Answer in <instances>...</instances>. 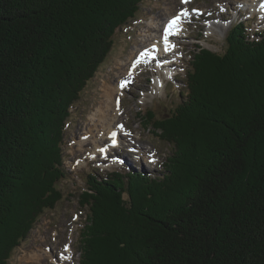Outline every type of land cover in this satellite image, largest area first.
I'll return each mask as SVG.
<instances>
[{
	"label": "trees",
	"instance_id": "trees-1",
	"mask_svg": "<svg viewBox=\"0 0 264 264\" xmlns=\"http://www.w3.org/2000/svg\"><path fill=\"white\" fill-rule=\"evenodd\" d=\"M141 2L0 0V264L62 198L70 108ZM247 28L197 46L168 115L146 110L160 175L87 173L77 264H264V32Z\"/></svg>",
	"mask_w": 264,
	"mask_h": 264
},
{
	"label": "rangeland",
	"instance_id": "rangeland-1",
	"mask_svg": "<svg viewBox=\"0 0 264 264\" xmlns=\"http://www.w3.org/2000/svg\"><path fill=\"white\" fill-rule=\"evenodd\" d=\"M237 1L190 0L186 6L181 0H142L136 17L116 29L113 35V46L108 56L98 67L94 76L87 81L81 97L70 108V116L66 119L65 143L63 145L66 175L56 184L62 193V198L52 209L45 210L39 216L27 236L12 251L6 264H34L26 262V257L29 253L37 252L32 251L35 249L46 251L47 253L44 252V255L49 254L50 259L52 257L57 260L63 255V247L70 243L72 258L71 261L64 263L77 264L79 233L87 217L86 209L79 204V194L85 188L87 173H96L97 178L115 172L125 174L128 171L160 175L163 170V162L170 153V147L158 140L152 126L143 124V116L147 113V109H151L156 117L166 116L180 102L182 98L180 92L185 91V75L192 53L197 46L207 47L218 53L223 52L228 30L239 21H245L251 39H258L257 34L264 32V18L260 19L261 23L258 24L257 13L251 17L250 14L232 3ZM183 7H187L190 12L183 21L182 34L172 38L176 51L169 55L167 61L174 62L171 63L173 66L167 65L162 69H155L150 61L141 64L142 66L135 71L134 76L136 77L131 76L127 80L126 87L122 89L120 95L118 94L121 115L115 123L120 122L119 126H122H117V129L123 128L124 125L126 130L119 131L121 135L118 133L121 147L112 153V156H117L115 163H102L103 161L99 159L101 157L99 152V156L96 155V158L88 159L86 154L96 151L95 144L90 142V144L82 145L78 144V141L81 140L82 133L89 125L92 113H95L98 106L103 104L105 90L120 79L117 77L120 63L124 64L131 50L135 46H139V41L147 30L149 34L152 33V28L148 25L151 19L152 21L161 20L160 23H162V18H166V13L173 14ZM194 7L201 9V12L196 16H193L195 13L191 12ZM246 10L249 11L248 8ZM224 12V17H221ZM235 13L238 18L230 19V14ZM215 18L223 20L225 26L221 25V28H215L217 21ZM210 22L214 24V29L208 30ZM162 62L163 60L160 61V63ZM121 71H125V69ZM164 72H168V75ZM171 73L176 75L174 80L165 81L162 83L161 90L156 88L154 92V76L168 77ZM108 140L109 137H105L102 143L105 144ZM118 157L124 161L120 163ZM41 257L42 253H40L37 264H43Z\"/></svg>",
	"mask_w": 264,
	"mask_h": 264
},
{
	"label": "bare ground",
	"instance_id": "bare-ground-1",
	"mask_svg": "<svg viewBox=\"0 0 264 264\" xmlns=\"http://www.w3.org/2000/svg\"><path fill=\"white\" fill-rule=\"evenodd\" d=\"M181 2H182V0H181ZM189 2H190V0H189ZM189 2L183 3V4H186V6H188ZM232 3L235 4L241 10H244L246 13L250 14L251 17H253L254 13H257V15L259 16V17H257L258 18L257 19L258 24L261 23L260 19L264 18V13H261V11H260L261 5H262V3H264V0H238L236 3L235 2H232ZM219 4L222 5V3H220V2H219ZM221 8H224V7L221 6ZM247 8L249 9V11L246 10ZM232 10L235 11V9H232ZM232 10H231V12H232ZM182 11H187V13L190 12L187 7H183V8H180L179 10L175 11V13H173V14L172 13H170V14L164 13L166 18H164V17L162 18V20H163L162 23H160L161 20L158 21L157 19H155L152 21V19H151V22H148V25L152 28V33L149 34V31L147 30L146 33L143 34V38H141V40L139 41V43H140L139 46H135L134 49L131 50V53H129L127 56V60L124 61V64H123V62L120 63L119 71H118L119 75L117 76L120 79L117 80L113 86L111 85V87H109L108 89L105 90V93H104L105 100H103V102H102L103 104L98 106L95 113H92L93 115L90 117L89 125L86 127V130H84L85 132L83 131L84 133H82L81 140L79 139V141H78V144H82V145L84 143L90 144V142L95 144V146H96L95 150L96 151L92 152V153L87 152V154H86L88 159L89 158L94 159V158H96V155L99 156L98 152L102 153L101 147L103 145L102 141L104 140V138L109 137V139H110L112 131L116 130L117 126L120 127L119 126L120 122L115 123V121H117L121 115L120 114L121 108L118 105H116V101L119 103V100H120V98L118 97V94L120 95L122 89L126 87V86L121 87V84L123 82L129 80L131 78V76H134L135 71L142 66L141 64H145L146 62L150 61V63H153L155 66L154 67L155 69H162L163 66L171 65L172 62L167 61V60L169 58V55L174 54V52L176 50H175V47H172L168 51L164 50L166 48V45H164L163 41H162V39L164 37V28L167 25L169 20H171L177 14H180ZM225 11H227V10H225ZM191 12L196 13V11L194 9ZM236 12H237V10H236ZM224 15H225V13H223L221 15V17H224ZM233 17L235 19H237L238 18L237 13L230 14L229 18L231 19ZM185 18H186V16L181 15V19L179 22V27L181 30L177 34L173 35V38L174 37L176 38L182 34V30L184 27L183 21ZM215 19L217 20L215 28H218V27L221 28V25L225 26L223 23V20H220L217 18H215ZM210 23L211 24L209 25L208 30L214 29V27H213L214 24L212 22H210ZM152 44L157 45V49L152 48L151 47ZM171 45H175L174 41L171 42ZM145 49L147 51H144ZM144 52H146V55L141 57V53H144ZM152 53H155L154 54V58H155L154 61H152L149 58V56ZM181 58H182V56H181ZM138 59L141 60V62L139 64H135L136 60H138ZM161 60H163L162 63H160ZM134 64H135V67H133ZM123 65H125V66H123ZM172 66L173 65H171V67ZM129 68H132V71H133L132 75H131V72H129ZM122 69L123 70L125 69V71H121ZM164 73L166 75H168V72H164ZM175 76H176L175 74L171 73V77L169 79L174 80ZM134 77H136V76H134ZM168 77H162L161 75H155L154 76L155 87L153 88V91L155 92L156 88L161 90L162 83H164L165 80L168 79ZM125 130L126 129H124V125H123V128H121L120 131L122 132ZM119 135H121V134L119 133ZM98 149H99V151H97ZM102 155L104 157V154H102ZM99 159L102 160V156ZM106 160H108V157L106 158ZM66 247H67V251H65ZM32 251H37V252L29 253V255L26 257V262L28 261L30 263L37 264L39 261V258H40V253H42L41 259L43 260L42 261L43 264H65L64 262H69V260L71 261V258H72L71 243L66 244L63 247V250H62L63 255L61 256V258H58L57 260L52 258V257L50 259L49 254H47V256L44 255L43 253L46 251L42 252L41 249H35ZM51 254L53 255L52 250H51ZM65 257H67V259Z\"/></svg>",
	"mask_w": 264,
	"mask_h": 264
},
{
	"label": "snow or ice",
	"instance_id": "snow-or-ice-1",
	"mask_svg": "<svg viewBox=\"0 0 264 264\" xmlns=\"http://www.w3.org/2000/svg\"><path fill=\"white\" fill-rule=\"evenodd\" d=\"M189 0H182V3H187ZM261 9L264 10V3L261 5ZM181 15L187 16V11H182L180 14H177L175 17H173L171 20L168 21L167 25L164 28V43L166 45L165 51L170 50L172 47H175L174 45L169 44L168 37L171 35L177 34L181 29L179 27V22L181 19ZM146 55V52L141 53V57ZM141 60H136L135 64H139ZM135 64L133 67H135ZM128 82L125 81L121 84V87H125ZM115 143V141H113ZM65 251H67V247L65 248ZM67 259V257H65Z\"/></svg>",
	"mask_w": 264,
	"mask_h": 264
}]
</instances>
